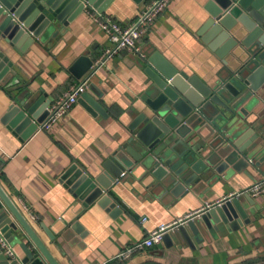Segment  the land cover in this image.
Returning <instances> with one entry per match:
<instances>
[{"label": "crops", "instance_id": "0c3cea01", "mask_svg": "<svg viewBox=\"0 0 264 264\" xmlns=\"http://www.w3.org/2000/svg\"><path fill=\"white\" fill-rule=\"evenodd\" d=\"M152 1L114 0L103 16L126 26ZM207 1L174 0L146 32L141 47L146 55L160 52L178 70L211 85L224 65L198 35L208 19L204 10ZM109 46L96 13L88 9L65 33L44 42L36 40L22 55L0 35V50L13 64L7 83L0 87V188L58 264H111L119 253L162 224L199 215L246 191L264 175L256 170L242 172L197 193L174 197L155 187L153 179L137 167L110 192L121 214L113 218L97 204L81 210L61 178L73 164L97 176L103 171V163L132 136L128 126L133 108L141 105L148 82L141 58L122 52L92 75L90 81L102 97L90 87L87 92L101 104L105 116L92 115L78 100L50 132L38 130L27 141L3 120L20 99L47 94L51 104L56 102L80 81L70 72L76 61L86 56L94 63ZM246 59L247 54L239 50L226 57L228 68L234 72ZM256 200L260 206L256 215H250L251 224L236 232L207 233L204 241L194 242V249L175 241L173 247H167L162 241L121 264H264V195ZM76 222L82 226V234L70 229ZM41 223L55 230V242L41 229ZM65 224L68 227L61 233ZM14 251L23 257L19 248Z\"/></svg>", "mask_w": 264, "mask_h": 264}, {"label": "water", "instance_id": "95a60500", "mask_svg": "<svg viewBox=\"0 0 264 264\" xmlns=\"http://www.w3.org/2000/svg\"><path fill=\"white\" fill-rule=\"evenodd\" d=\"M113 2L0 0V35L22 55L36 40L44 42L65 33L87 9L103 15ZM204 10L208 19L198 35L223 62L217 81L208 85L198 76L178 70L157 51L141 58L148 82L141 105L133 108L128 126L132 136L103 163L97 176L73 164L61 178L81 210L97 204L113 218L121 214L110 192L137 167L153 179L155 187L174 197L197 193L242 172H264V93L259 94L264 89V0H208ZM239 50L247 59L233 72L226 57ZM92 66L93 61L82 56L70 72L81 80ZM12 68L10 58L0 50V87L7 83ZM88 86L97 90L91 81ZM51 103L47 94L20 99L3 122L27 141L48 118ZM79 103L92 115H106L88 92ZM258 210L256 199L235 195L178 225L164 235L163 242L167 247L176 242L194 249V242L204 241L207 233H233L250 225V215ZM40 227L55 242V230L43 223ZM67 227L65 224L61 233ZM70 229L82 234L78 222ZM2 242L19 248L23 257L6 255ZM0 264H58L1 188Z\"/></svg>", "mask_w": 264, "mask_h": 264}, {"label": "built area", "instance_id": "2783aa9c", "mask_svg": "<svg viewBox=\"0 0 264 264\" xmlns=\"http://www.w3.org/2000/svg\"><path fill=\"white\" fill-rule=\"evenodd\" d=\"M174 0H153L147 9L131 24L121 25L111 18L104 17L96 13V20L101 30L106 34L110 46L104 51L102 56L93 63L89 73L84 76L77 84L70 87L60 99L51 104L48 108L49 116L46 121L39 125L38 130L50 132L54 125L61 121L71 109L78 103L81 96L87 92L88 84L94 72L107 64L110 60L119 56L122 52L133 53L140 58H147L141 47V41L149 30V28L156 22V20L170 7ZM248 194L253 199L261 198L264 195V175L256 181L249 189L235 195ZM192 216L185 219L173 222L171 224H162L156 230L151 232L144 240L128 247L116 257L111 260V264H121L129 261L135 254L150 249L163 241L166 233L185 223ZM146 219L144 218L143 221ZM5 248V254L9 257L16 255L14 249L2 242Z\"/></svg>", "mask_w": 264, "mask_h": 264}, {"label": "rangeland", "instance_id": "374dc122", "mask_svg": "<svg viewBox=\"0 0 264 264\" xmlns=\"http://www.w3.org/2000/svg\"><path fill=\"white\" fill-rule=\"evenodd\" d=\"M133 54V53H132ZM134 55V54H133ZM256 202H257V205H259L260 206V201L259 200H256Z\"/></svg>", "mask_w": 264, "mask_h": 264}]
</instances>
